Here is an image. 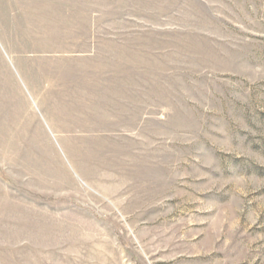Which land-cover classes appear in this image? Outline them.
<instances>
[{
    "label": "rangeland",
    "instance_id": "1",
    "mask_svg": "<svg viewBox=\"0 0 264 264\" xmlns=\"http://www.w3.org/2000/svg\"><path fill=\"white\" fill-rule=\"evenodd\" d=\"M0 264H264V0H0Z\"/></svg>",
    "mask_w": 264,
    "mask_h": 264
}]
</instances>
